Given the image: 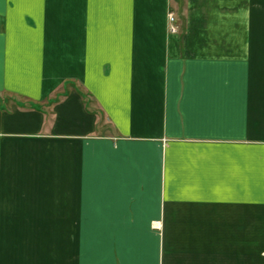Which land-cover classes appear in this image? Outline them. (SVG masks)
Wrapping results in <instances>:
<instances>
[{"label":"crops","instance_id":"crops-1","mask_svg":"<svg viewBox=\"0 0 264 264\" xmlns=\"http://www.w3.org/2000/svg\"><path fill=\"white\" fill-rule=\"evenodd\" d=\"M0 264H264V0H0Z\"/></svg>","mask_w":264,"mask_h":264},{"label":"built area","instance_id":"built-area-1","mask_svg":"<svg viewBox=\"0 0 264 264\" xmlns=\"http://www.w3.org/2000/svg\"><path fill=\"white\" fill-rule=\"evenodd\" d=\"M180 30V25L178 24V19L174 11L169 12V31L170 33H177Z\"/></svg>","mask_w":264,"mask_h":264}]
</instances>
